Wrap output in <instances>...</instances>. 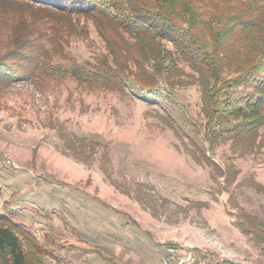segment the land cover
Wrapping results in <instances>:
<instances>
[{
  "label": "rangeland",
  "instance_id": "rangeland-1",
  "mask_svg": "<svg viewBox=\"0 0 264 264\" xmlns=\"http://www.w3.org/2000/svg\"><path fill=\"white\" fill-rule=\"evenodd\" d=\"M36 5L0 0V55L14 35L35 31L54 36L57 51L79 63L109 54L92 19ZM193 75L180 62L159 85L205 123ZM84 138L108 145L109 175L101 167L102 147L89 161L72 154L70 141ZM193 150L157 105L128 92L89 90L72 78L0 84V206L8 201L20 210L49 249L40 264H162L173 246L230 264H264L261 247L234 224L240 210L264 223V126L243 156L232 139L208 154L222 167L234 164L229 184L214 180Z\"/></svg>",
  "mask_w": 264,
  "mask_h": 264
},
{
  "label": "trees",
  "instance_id": "trees-1",
  "mask_svg": "<svg viewBox=\"0 0 264 264\" xmlns=\"http://www.w3.org/2000/svg\"><path fill=\"white\" fill-rule=\"evenodd\" d=\"M20 1L61 16L92 19L109 54L79 63L63 49L57 51L54 36L16 34L12 47L0 55V84L72 78L89 90L128 92L162 110L164 122L188 138L194 157H204L214 180L221 176L227 184L235 181L234 164L222 167L208 154L222 140L232 139L243 156L244 150L254 149L264 126V0ZM180 62L194 73L205 123L159 85L161 78L175 76ZM247 86L252 90L237 97L235 91ZM78 141H70L72 154L84 161L92 160L98 147L105 149L101 167L109 175L108 145L91 138ZM229 199L235 201L232 191ZM234 224L264 253V223L257 216L240 210ZM45 250L21 211L4 202L0 264H40Z\"/></svg>",
  "mask_w": 264,
  "mask_h": 264
},
{
  "label": "built area",
  "instance_id": "built-area-1",
  "mask_svg": "<svg viewBox=\"0 0 264 264\" xmlns=\"http://www.w3.org/2000/svg\"><path fill=\"white\" fill-rule=\"evenodd\" d=\"M199 254L194 250L182 253L177 247H167L162 264H230L224 259L213 258L207 253Z\"/></svg>",
  "mask_w": 264,
  "mask_h": 264
}]
</instances>
